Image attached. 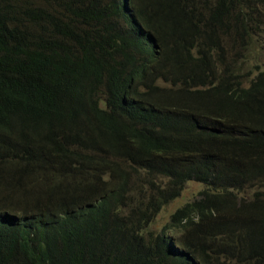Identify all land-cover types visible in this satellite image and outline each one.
<instances>
[{
    "label": "trees",
    "instance_id": "trees-1",
    "mask_svg": "<svg viewBox=\"0 0 264 264\" xmlns=\"http://www.w3.org/2000/svg\"><path fill=\"white\" fill-rule=\"evenodd\" d=\"M263 26L264 0H0V264H264Z\"/></svg>",
    "mask_w": 264,
    "mask_h": 264
},
{
    "label": "rangeland",
    "instance_id": "rangeland-1",
    "mask_svg": "<svg viewBox=\"0 0 264 264\" xmlns=\"http://www.w3.org/2000/svg\"><path fill=\"white\" fill-rule=\"evenodd\" d=\"M252 38L256 40V44L251 47L247 46L242 53V59L245 56H249V60L252 63L253 67L254 64L257 63L264 68V26L261 30L255 34H253ZM250 63V64H251ZM160 182V180H157ZM162 181V180H161ZM204 189V185L198 181H188L183 189L181 190L180 194L175 197L174 200L170 201L166 204L160 212L156 215L155 219L151 223V229L161 228L167 222L170 221L171 215L175 212L176 209L184 206L185 204L192 202L199 196L200 191ZM151 196V193L147 192L145 194H137L135 201H147ZM136 207V206H135Z\"/></svg>",
    "mask_w": 264,
    "mask_h": 264
},
{
    "label": "clouds",
    "instance_id": "clouds-1",
    "mask_svg": "<svg viewBox=\"0 0 264 264\" xmlns=\"http://www.w3.org/2000/svg\"><path fill=\"white\" fill-rule=\"evenodd\" d=\"M203 184V183H202ZM204 185V184H203ZM205 186V185H204Z\"/></svg>",
    "mask_w": 264,
    "mask_h": 264
}]
</instances>
